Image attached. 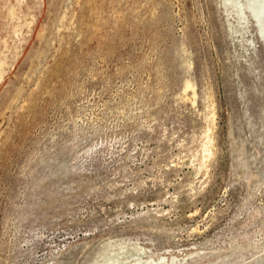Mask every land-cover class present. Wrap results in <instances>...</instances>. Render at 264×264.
<instances>
[{"label": "rangeland", "instance_id": "1", "mask_svg": "<svg viewBox=\"0 0 264 264\" xmlns=\"http://www.w3.org/2000/svg\"><path fill=\"white\" fill-rule=\"evenodd\" d=\"M0 264H264V0H0Z\"/></svg>", "mask_w": 264, "mask_h": 264}]
</instances>
